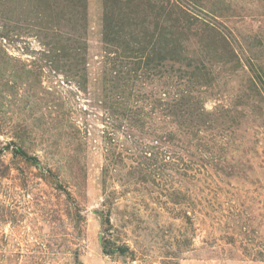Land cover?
<instances>
[{
  "label": "trees",
  "instance_id": "obj_1",
  "mask_svg": "<svg viewBox=\"0 0 264 264\" xmlns=\"http://www.w3.org/2000/svg\"><path fill=\"white\" fill-rule=\"evenodd\" d=\"M12 1L30 6L31 13L39 18L34 32L45 38L41 60L72 77L70 80L80 92L90 93L85 36L87 0H0V94L4 96L11 77L26 82L44 74L43 70L33 73L24 66L17 68L22 61L10 53L5 43L10 40L7 25ZM171 6V14L152 15L149 9L154 6L150 0H104L103 40L115 48L118 56L108 59L100 84L92 92L93 106L101 110V126L94 129L98 139L93 145L90 130L74 123L64 128L65 145L57 151L44 145L41 156L21 137L3 142L0 128V226L12 224L17 228L22 224L24 213L20 210L30 203L28 195L34 190L50 194L48 200L39 198V203L52 205L53 215L46 219L50 233L39 242V253H80L73 239L86 217L71 187L80 194L86 186L89 153L94 146L102 157L105 254L128 256L129 264H135L136 249L120 241L119 229L131 224L135 214L142 217L144 211L149 213L147 219L167 213L180 220L190 244L199 225L216 223L225 232L215 237L214 243H240L249 254L252 246L248 226L240 224V213L231 208L225 216L226 226L218 216L225 204L222 196L233 194L231 190L246 180L244 173H237L234 162L244 157L243 147L253 139L247 127V111L231 105L225 97H216L218 82L204 63L172 64L170 68L163 65L169 56L179 61L186 57L183 45L192 36L201 43L210 40L213 44L226 40V36L209 24L200 32L190 33L188 12L177 3ZM67 19L73 21L76 30L70 44L64 43L58 33L60 23ZM211 51L217 52L218 48ZM229 51L235 53L230 47ZM121 52L141 61L125 63L118 58ZM149 68L156 72L151 93L143 96L139 104L140 99L127 92V81L146 75ZM129 73L130 78L125 76ZM248 83V89L264 97L262 82L250 79ZM211 100L215 105L210 109L207 104ZM7 154L11 156L9 161ZM18 161L31 169L19 167ZM122 200L127 201L124 209H120ZM0 239L7 243L8 236L1 230ZM251 258L264 260V251H256Z\"/></svg>",
  "mask_w": 264,
  "mask_h": 264
},
{
  "label": "rangeland",
  "instance_id": "obj_2",
  "mask_svg": "<svg viewBox=\"0 0 264 264\" xmlns=\"http://www.w3.org/2000/svg\"><path fill=\"white\" fill-rule=\"evenodd\" d=\"M150 1L154 6L149 9L152 15L162 12L171 14L173 3L182 6L190 17V33L200 32L209 24L216 26L226 36V40H219L214 44L205 40L203 45L192 36L183 45L187 48V56L181 61L169 56L164 59L163 65L169 67L180 63H204L218 82L216 97H225V100L231 101V105L247 111V127L253 139L243 147L246 151L244 157L234 162L237 173H244L246 180L231 190L233 194L222 196L225 204L218 216L226 226L228 219L225 216L231 208L240 213L243 217L240 224H247V237L252 248L246 255L240 243L235 246L223 240L214 243L213 239L222 237L225 231L211 221L199 225L198 234L190 244L180 220L167 213L147 219L149 213L146 211L142 217L135 214L131 224L119 229L120 241L127 242L132 249H136L135 264H264V260L251 258L256 255V251H264V97L261 98L248 89L250 79L262 82L264 86V0ZM10 3L8 10L11 12V21L7 25L10 40L5 43L10 53L22 61L17 63V68L24 66L33 73L43 70L44 74L42 77H30L26 82L13 77L8 81L4 96L0 94L2 141H9L14 136L19 139L21 137L32 147L33 152L42 156L44 145L60 150L66 143L64 128L78 123L90 130V143L93 145L98 139L94 129L101 126L98 119L101 110L93 106L92 92L100 84L102 70L108 59L118 56L114 53L115 48L103 40L104 0H87L85 36L90 91L87 94L77 89L68 74L61 69H52L51 65L41 60L40 51L45 38L34 32L39 18L31 13L30 6L13 1ZM59 28L62 41L70 44L76 33L73 21L67 19L60 23ZM215 47L218 51H211ZM229 47L235 53L230 52ZM126 55L121 52L118 58L128 64L141 61ZM155 73L154 69L149 68L146 75L127 81V92L132 93L135 99L139 98V104H142L143 96L151 93ZM166 74L169 75L170 71ZM130 75L125 74L128 78ZM143 81L149 84L146 85ZM214 105L211 100L207 107L211 109ZM5 158L9 161L10 154ZM17 163L19 167L31 169L22 161ZM101 164L102 157L97 148L92 146L86 186L80 194L75 187H71L86 217L82 229L76 231L77 238L73 239V246L80 253H39V242L50 233L46 219L50 214L53 215L51 204L39 203V198L48 200L50 194L45 196L36 189L28 195L30 203L20 210L24 213L22 224L17 228L12 224L0 226L1 232L8 236L7 243L0 239V264H129L128 256H112L103 252ZM32 169L34 172L38 171ZM14 173L18 171L14 170ZM124 202L127 201L119 203L120 209L125 208ZM119 224L117 222V226ZM67 225L73 230L69 221ZM208 241L212 242L208 244Z\"/></svg>",
  "mask_w": 264,
  "mask_h": 264
}]
</instances>
